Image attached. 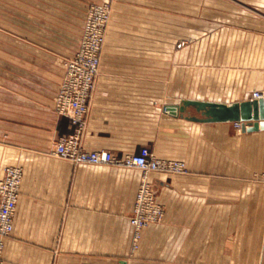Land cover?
<instances>
[{"label": "crops", "instance_id": "1", "mask_svg": "<svg viewBox=\"0 0 264 264\" xmlns=\"http://www.w3.org/2000/svg\"><path fill=\"white\" fill-rule=\"evenodd\" d=\"M5 1L7 21L21 30L0 31V178L17 165L23 179L3 264H264V128L243 132L233 122L189 120L200 117L191 107L165 110L264 91V0H112L82 145L118 156L147 147L187 167L148 174L164 216L133 251L129 217L141 171L51 153L73 131L54 96L95 0ZM59 23L75 24L73 44Z\"/></svg>", "mask_w": 264, "mask_h": 264}, {"label": "built area", "instance_id": "2", "mask_svg": "<svg viewBox=\"0 0 264 264\" xmlns=\"http://www.w3.org/2000/svg\"><path fill=\"white\" fill-rule=\"evenodd\" d=\"M110 19V4L106 1L90 3L86 9L78 46L74 54L63 61V76L54 96V111L66 116L73 131L60 136L52 149L54 156L75 164L110 165L137 168L141 171V182L137 189L129 223L132 227L131 249L138 247L141 232L164 216V209L156 199L154 186L148 174L153 171L182 173L186 171L181 160L164 159L156 156L147 147L138 153L118 156L108 150H86L82 136L86 128L89 104L99 70L101 52ZM264 98V91H253L251 100ZM241 129L240 122H233ZM264 180V173L261 175ZM23 179L20 166L4 168L0 178V264H3L5 239L13 230L14 216Z\"/></svg>", "mask_w": 264, "mask_h": 264}, {"label": "water", "instance_id": "3", "mask_svg": "<svg viewBox=\"0 0 264 264\" xmlns=\"http://www.w3.org/2000/svg\"><path fill=\"white\" fill-rule=\"evenodd\" d=\"M191 107L200 117L188 115L185 118L198 122H240L241 130L256 131L264 128V98L233 103H215L197 100H183L180 104L166 106V111L183 114ZM119 264H125L120 261Z\"/></svg>", "mask_w": 264, "mask_h": 264}, {"label": "rangeland", "instance_id": "4", "mask_svg": "<svg viewBox=\"0 0 264 264\" xmlns=\"http://www.w3.org/2000/svg\"><path fill=\"white\" fill-rule=\"evenodd\" d=\"M102 1H106L110 4V17H111L112 0H95L94 2H102ZM195 2H196L195 0H191V3H195ZM9 10H10V8L6 7V1L0 0V31L1 32H3V31H8V32L20 31L21 30V23L20 22H11L9 20L7 21L6 18H8ZM249 11H251L253 14H255V13L259 14L260 13L258 10H255V9H249ZM174 13H175V15H177L176 10ZM197 14H198V7L196 5H191V7H190V19H191L190 20V41H191V44H193V45H197V39H198V25H197L198 24V22H197L198 16H197ZM13 17H14V20H20L21 7H18V8L14 7ZM50 26H51V29H53L54 26L52 23L50 24ZM57 27L59 30H63L67 34L66 36L68 38V42L70 41V43H72V44L75 42L76 36H78V32H77V28H76L74 23H65L63 25H61L59 23V24H57ZM5 42H6L5 38H2L0 36V46H4ZM197 61H198V55L192 54L190 56V63L192 65H196ZM192 80L196 81L195 79H192ZM189 112L192 114V113H195L196 111H195V109L190 108ZM233 127H234V125H233ZM166 159H170V158H166ZM174 160H180V159H174ZM181 161H183V160H181ZM185 166H186V163H185ZM186 171H187V167H186ZM185 172H182V173H185ZM262 174H260V176Z\"/></svg>", "mask_w": 264, "mask_h": 264}]
</instances>
